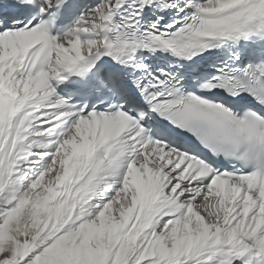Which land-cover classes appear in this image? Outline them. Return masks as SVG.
<instances>
[{
  "label": "snow or ice",
  "instance_id": "1",
  "mask_svg": "<svg viewBox=\"0 0 264 264\" xmlns=\"http://www.w3.org/2000/svg\"><path fill=\"white\" fill-rule=\"evenodd\" d=\"M0 264H264V0H0Z\"/></svg>",
  "mask_w": 264,
  "mask_h": 264
}]
</instances>
